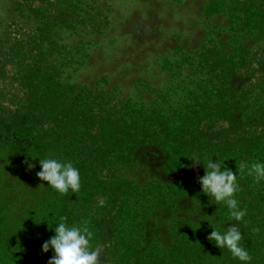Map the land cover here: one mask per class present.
<instances>
[{
  "label": "trees",
  "instance_id": "1",
  "mask_svg": "<svg viewBox=\"0 0 264 264\" xmlns=\"http://www.w3.org/2000/svg\"><path fill=\"white\" fill-rule=\"evenodd\" d=\"M9 1L0 79L11 66L20 90L0 91V264H48L54 252L41 245L60 216L87 225L98 264H241L207 239L230 224L250 264H264V181L239 171L264 161V0H201L202 43L157 55V84L138 75L127 86L75 76L100 26L90 4ZM47 156L73 162L79 192L37 177ZM210 157L237 169L244 221L200 192L204 168L190 159Z\"/></svg>",
  "mask_w": 264,
  "mask_h": 264
},
{
  "label": "rangeland",
  "instance_id": "2",
  "mask_svg": "<svg viewBox=\"0 0 264 264\" xmlns=\"http://www.w3.org/2000/svg\"><path fill=\"white\" fill-rule=\"evenodd\" d=\"M84 3L90 4V12L100 26L85 36L94 47L87 64L75 73L80 80L91 82L105 75L127 86L134 76L144 75L157 84L159 78L151 74L157 55L169 53L177 43L193 48L207 36L201 0H84ZM9 4V0H0L1 18ZM86 25L79 23L78 38L88 30ZM66 38L64 43H76V34H68ZM140 62V69H136ZM12 74L13 69L8 66L6 77L0 79V91L17 92L19 87Z\"/></svg>",
  "mask_w": 264,
  "mask_h": 264
},
{
  "label": "clouds",
  "instance_id": "3",
  "mask_svg": "<svg viewBox=\"0 0 264 264\" xmlns=\"http://www.w3.org/2000/svg\"><path fill=\"white\" fill-rule=\"evenodd\" d=\"M35 158V157H33ZM193 163H202L204 174L197 178L200 192L215 202L225 204L229 217L237 222L244 221L247 210L240 207V201L235 194L240 190L237 169L233 171L226 164V160H213L211 157L205 162L200 159H190ZM40 171L37 177L60 194L73 193L81 189L80 170L74 166L71 160L63 161L55 156L39 158ZM29 169L34 164L27 165ZM254 177L255 182L264 181V161L248 164L247 161L239 163V171ZM103 199L100 203L103 204ZM48 224V223H47ZM55 227H48L54 231L41 245L42 252L52 249L54 255L50 257L48 264H98L100 249L92 245L93 233L85 224H69L66 216H60ZM211 227V226H210ZM212 228V227H211ZM259 231V229H256ZM242 233L238 224H230L226 230L212 228L207 239L219 249H227L232 257L241 264H250L252 255L242 245Z\"/></svg>",
  "mask_w": 264,
  "mask_h": 264
}]
</instances>
